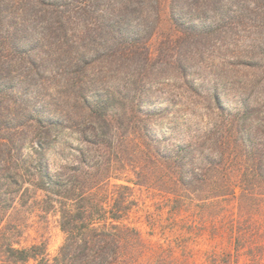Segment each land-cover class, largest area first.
Wrapping results in <instances>:
<instances>
[{
    "label": "trees",
    "instance_id": "16d2710c",
    "mask_svg": "<svg viewBox=\"0 0 264 264\" xmlns=\"http://www.w3.org/2000/svg\"><path fill=\"white\" fill-rule=\"evenodd\" d=\"M62 1L21 0L30 5V35L37 44L22 47L11 37V26L0 24V80L3 81L0 83V264L30 261L35 264H118L122 237L138 235V229L127 221L131 213L143 207V199L136 192L143 188L154 192L160 215L164 209L168 212L167 221L158 222L149 217L150 224L162 230H191L199 227L205 216L206 219L220 218L222 227L230 235L231 249L207 251L205 264H264V90L261 100L240 95L236 108L229 111L226 119L212 118L223 108L218 85L211 81L205 106L209 121L204 128L195 131L197 135H183L172 141V135H152L150 120L143 119L137 127L141 138L128 154L129 161L119 160L117 166L103 156L106 155L103 132L92 123L89 137H84L87 149L52 168L47 156L50 132L70 124L72 116L68 111H60L59 115L44 103L36 108L25 107L20 95L31 85L35 75L55 70L53 60L56 59L57 67L63 70L74 63L72 55L77 41L73 39L74 31L67 26L73 15H66V10L58 11ZM134 1L123 0L116 8L103 6L110 14H115V10L123 14L114 27L118 33ZM170 1L179 31L190 32L196 38L192 39L195 51L182 53L179 50L168 62L183 78L192 74L193 62L198 56L196 50L200 51V45L209 50L211 38L225 43L227 37L237 34L240 26L248 30L244 25L247 20L257 23L249 30L264 35V0H237L238 7L231 16L221 14L209 21H204V12L219 0L195 1L192 18L199 16L204 22L191 26H186L182 20L184 13H191L186 6L188 0ZM85 2V7L94 5V1ZM155 12L157 15V9ZM120 43L109 45L114 47L113 52L100 61L130 58ZM235 45L234 56L239 62L233 67L251 72L250 87H264V38L253 37L243 49L238 43ZM219 48L210 49L209 56ZM201 54L200 60L204 62L205 53ZM145 61L146 66L150 64V77L164 60L159 55L152 61L147 55ZM207 64L205 62V66ZM128 82L136 83L133 74ZM127 87L98 95V99L85 104L88 114L92 117L100 112L101 100H108L115 93L122 98L142 97V92ZM26 109L30 114L23 119L22 110ZM106 114L104 111L103 126L112 132L114 119ZM175 133L173 128L172 134ZM29 142L33 149L25 159L23 150ZM88 147H96V153L91 154L92 149ZM30 200L40 203L44 212L52 211L58 216L64 240L53 257L47 253L45 240L21 243L24 228L29 227V215L23 213L15 217L12 212L17 204L26 206ZM216 204L219 210L213 215L209 207ZM172 243L171 239L167 246Z\"/></svg>",
    "mask_w": 264,
    "mask_h": 264
},
{
    "label": "rangeland",
    "instance_id": "374dc122",
    "mask_svg": "<svg viewBox=\"0 0 264 264\" xmlns=\"http://www.w3.org/2000/svg\"><path fill=\"white\" fill-rule=\"evenodd\" d=\"M85 1L87 0H63L60 4L62 6L57 7L58 11L66 10V15H69L68 13L73 15L67 26L74 31L73 39L77 41L76 50L72 55L75 64L63 70L57 67L59 62L53 60L55 70L52 72L44 70L40 75H35L31 85L20 95L25 107L36 108L44 103L49 110L58 111L59 115L60 111H68L72 116L70 124L50 132L47 156L52 168L65 164L80 150L87 149L84 137H89L92 123L102 129L106 146L104 149L106 155L103 156L113 161L112 165L116 166L120 165L119 160L129 161L128 154L141 138L137 127L143 119L150 120L152 135L167 137L172 135V141L178 140L183 135H197L198 132L195 131L204 128L209 121L205 106L209 95L207 89L212 86L211 81H215L218 85L223 108L221 112L212 115V118L226 119L229 111H234L236 108L240 95L251 99H262L264 87L252 88L249 85V79H252L251 72L240 71L233 67V64L239 62L234 56L237 50L235 43L243 49L253 37L264 38L263 34L256 32L257 30H249L257 24L256 22L247 20L244 25L248 30L240 26L237 34L227 37L225 43H221L220 39L216 41L211 38L208 49L220 47L212 56H209V50H205L200 45V51L196 50L198 56L193 62L192 74L183 78L168 62L170 63L178 55L179 50L182 53L191 49L195 51L192 47V39L196 38L192 37L190 32L183 34L179 31L172 17L170 0H135L130 13L124 16L126 20L123 27H120V33L114 27L123 14L118 10H115V14H110L111 11L104 10L103 6L107 4L110 8L111 6L116 8L123 0H109V2L90 0V3L94 1V5L90 7L84 6ZM195 1L198 0L186 2L187 8L191 10V13L183 14L182 20L186 26H191L193 23L202 25L204 21L217 18L221 14L226 17L231 16L232 11L238 7L237 0H219L218 4L206 8L208 10L204 12L206 14L203 15L204 21H202L199 16L192 18V13L195 14L192 8ZM146 11L149 14H144ZM55 14L58 16V12ZM38 27L41 29L40 23ZM168 39L174 42H169ZM118 42H121L120 46L128 51L129 60L115 61L116 63L100 61V58L103 59L108 55L107 53L113 52L114 47L111 48L109 45ZM133 50L136 53H132ZM201 52L205 53L204 62L200 60ZM147 55L152 61H155L159 55L164 60L158 63L154 75L150 77H148L150 64L146 66V61L144 62ZM205 62L208 66H205ZM131 74L135 76L136 83L128 82ZM125 85L137 93L142 92V97L122 98L115 93L108 100H101L100 112L92 117L88 114L85 104L98 99V95L122 91ZM104 111L107 116H112L114 119L112 132L103 126ZM162 111L164 112L160 115ZM29 114L28 109L22 110L23 119L28 118ZM173 128L176 130L175 134H172ZM124 140L130 142L124 143ZM32 147V143L26 144L22 158H28ZM95 148L92 147L91 150L88 147L91 154L96 153ZM136 192L143 199V207L131 213L127 223L138 229V235L136 238L128 234L122 237L118 264H205L207 251L231 249L230 235L222 227L220 218L206 219L205 216L203 222L200 221L202 224L191 230H162L158 226H152L149 217L158 222L167 221V210L164 209L163 214H159L154 192L144 188ZM15 209L12 212L15 217L23 213L29 215V227L24 228L21 243L26 245L33 240H45L47 253L53 257L64 240L58 216L52 211L44 212L40 203H32L31 200L26 206L17 204ZM218 210V204L209 207L213 215ZM167 239L173 241L169 247L167 243L170 240L167 242ZM27 264L35 263L30 261Z\"/></svg>",
    "mask_w": 264,
    "mask_h": 264
},
{
    "label": "clouds",
    "instance_id": "9594fccd",
    "mask_svg": "<svg viewBox=\"0 0 264 264\" xmlns=\"http://www.w3.org/2000/svg\"><path fill=\"white\" fill-rule=\"evenodd\" d=\"M31 22L30 5L22 3L21 0H0V24L11 26V37L22 47L38 43L30 35L29 25ZM2 82L0 80V83Z\"/></svg>",
    "mask_w": 264,
    "mask_h": 264
}]
</instances>
